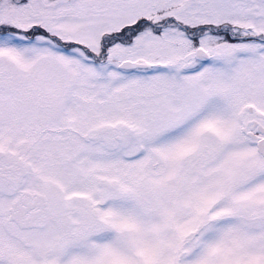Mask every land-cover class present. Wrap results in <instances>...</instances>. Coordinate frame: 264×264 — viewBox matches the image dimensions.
Segmentation results:
<instances>
[{
    "label": "snow or ice",
    "instance_id": "obj_1",
    "mask_svg": "<svg viewBox=\"0 0 264 264\" xmlns=\"http://www.w3.org/2000/svg\"><path fill=\"white\" fill-rule=\"evenodd\" d=\"M0 264H264V0H0Z\"/></svg>",
    "mask_w": 264,
    "mask_h": 264
}]
</instances>
